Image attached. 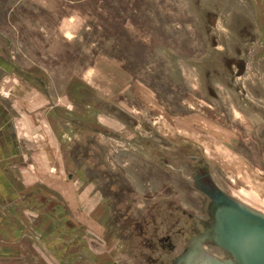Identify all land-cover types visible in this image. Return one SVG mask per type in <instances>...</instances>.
I'll use <instances>...</instances> for the list:
<instances>
[{
    "label": "rangeland",
    "instance_id": "1",
    "mask_svg": "<svg viewBox=\"0 0 264 264\" xmlns=\"http://www.w3.org/2000/svg\"><path fill=\"white\" fill-rule=\"evenodd\" d=\"M234 206L264 222V0H0V264H250Z\"/></svg>",
    "mask_w": 264,
    "mask_h": 264
},
{
    "label": "water",
    "instance_id": "2",
    "mask_svg": "<svg viewBox=\"0 0 264 264\" xmlns=\"http://www.w3.org/2000/svg\"><path fill=\"white\" fill-rule=\"evenodd\" d=\"M232 209L222 222L225 231L234 237L232 248L250 264H264V223L238 207Z\"/></svg>",
    "mask_w": 264,
    "mask_h": 264
},
{
    "label": "bare ground",
    "instance_id": "3",
    "mask_svg": "<svg viewBox=\"0 0 264 264\" xmlns=\"http://www.w3.org/2000/svg\"><path fill=\"white\" fill-rule=\"evenodd\" d=\"M248 216H250V215H248ZM253 217V216H252ZM255 218V217H254ZM257 219V218H256ZM259 220V219H258ZM259 221H261V220H259ZM261 222H263V221H261ZM264 223V222H263Z\"/></svg>",
    "mask_w": 264,
    "mask_h": 264
}]
</instances>
